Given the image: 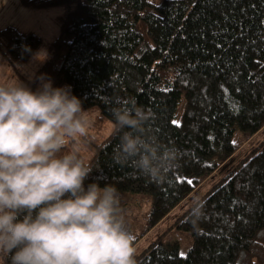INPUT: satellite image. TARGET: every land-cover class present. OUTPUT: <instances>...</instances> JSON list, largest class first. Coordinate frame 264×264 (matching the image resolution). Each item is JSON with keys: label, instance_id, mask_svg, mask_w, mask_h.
<instances>
[{"label": "trees", "instance_id": "1", "mask_svg": "<svg viewBox=\"0 0 264 264\" xmlns=\"http://www.w3.org/2000/svg\"><path fill=\"white\" fill-rule=\"evenodd\" d=\"M20 1L69 11L32 76L25 65L42 37L0 28V68L33 90L42 79L70 85L89 114L96 112L79 145L93 169L88 182L114 186L122 208L138 193L151 199L135 246L193 196L206 201L196 225L188 206L166 231L192 235L187 254L160 234L137 264H264V149L253 147L232 161L242 145L235 132L251 137L264 128V0ZM129 100L151 109L157 136L179 150V166L164 184L113 159L118 137L103 130L114 122L113 107Z\"/></svg>", "mask_w": 264, "mask_h": 264}, {"label": "clouds", "instance_id": "2", "mask_svg": "<svg viewBox=\"0 0 264 264\" xmlns=\"http://www.w3.org/2000/svg\"><path fill=\"white\" fill-rule=\"evenodd\" d=\"M36 59H47L40 51ZM113 159L164 184L179 150L155 133V113L129 100L113 107ZM93 119L70 85L42 79L36 90L0 79V264H137L118 190L92 177L80 147ZM69 145L72 148L69 149ZM206 201L195 195L196 225Z\"/></svg>", "mask_w": 264, "mask_h": 264}, {"label": "rangeland", "instance_id": "3", "mask_svg": "<svg viewBox=\"0 0 264 264\" xmlns=\"http://www.w3.org/2000/svg\"><path fill=\"white\" fill-rule=\"evenodd\" d=\"M68 11L69 9L64 5L31 9L25 7L20 0H0V28L13 26L22 30H33L37 32L43 39V44L37 52L45 51L48 59V45L59 35L61 31L60 17H64ZM35 54L25 65V71L30 73L31 76L35 75L36 71L46 61V59L43 61L36 59ZM3 78L14 77H12L10 72L6 69L0 68V79ZM183 105L182 102L178 107V117H180L183 112ZM95 114L96 112H93L90 115L94 116ZM93 125L90 128V131H92L91 129L94 127ZM112 131L113 123L110 122L105 126L103 133L108 135ZM248 137L249 136L240 130L235 132L234 141L242 143V145L238 152L233 156L232 161L240 159L253 147H259L262 150L264 149V128L257 134ZM137 195H139V197L136 198L134 203L127 205L122 209L124 210L129 228L134 229L133 233L135 236L137 234V236H140L147 225V215L151 206V199L148 195H140L139 193ZM188 206L189 205L186 203L185 205L177 207L165 220H163L162 223H160L159 226L150 230L144 237H142L136 244L138 255L141 254L150 243L158 238L160 234L164 235L165 241H178L180 243V252L183 253V255L187 254L193 244L192 235L188 231L177 228L171 229V232L169 233H166V231L168 230V227H170L182 215Z\"/></svg>", "mask_w": 264, "mask_h": 264}, {"label": "snow or ice", "instance_id": "4", "mask_svg": "<svg viewBox=\"0 0 264 264\" xmlns=\"http://www.w3.org/2000/svg\"><path fill=\"white\" fill-rule=\"evenodd\" d=\"M173 123H175V121H173ZM181 255H183V253H181Z\"/></svg>", "mask_w": 264, "mask_h": 264}]
</instances>
